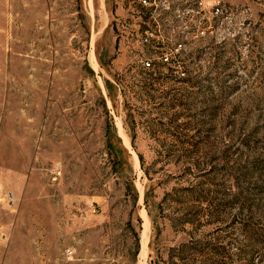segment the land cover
<instances>
[{
	"label": "rangeland",
	"instance_id": "rangeland-1",
	"mask_svg": "<svg viewBox=\"0 0 264 264\" xmlns=\"http://www.w3.org/2000/svg\"><path fill=\"white\" fill-rule=\"evenodd\" d=\"M188 1L0 0V264H264V0Z\"/></svg>",
	"mask_w": 264,
	"mask_h": 264
},
{
	"label": "trees",
	"instance_id": "trees-1",
	"mask_svg": "<svg viewBox=\"0 0 264 264\" xmlns=\"http://www.w3.org/2000/svg\"><path fill=\"white\" fill-rule=\"evenodd\" d=\"M188 4H189V6H191L192 9L194 8V4H193V2L191 0L188 1ZM198 21L199 22H198V24H196V27H199L200 29H206L207 26L210 24V20L208 19V16H204L203 18L198 19ZM192 26L193 25H191V27ZM155 42L157 43L156 45L164 46V47L169 48V49L173 48L172 40H170L168 37L165 39V41L157 40ZM174 58H175V59H173L174 63H178L179 64V63L182 62V60L177 57V53H174ZM138 246H139L138 245V240H137V237H136V252H137Z\"/></svg>",
	"mask_w": 264,
	"mask_h": 264
},
{
	"label": "built area",
	"instance_id": "built-area-1",
	"mask_svg": "<svg viewBox=\"0 0 264 264\" xmlns=\"http://www.w3.org/2000/svg\"><path fill=\"white\" fill-rule=\"evenodd\" d=\"M147 64H150L149 62H147Z\"/></svg>",
	"mask_w": 264,
	"mask_h": 264
}]
</instances>
